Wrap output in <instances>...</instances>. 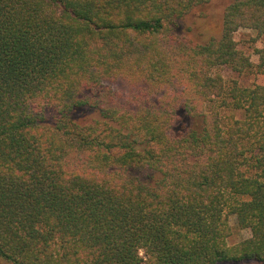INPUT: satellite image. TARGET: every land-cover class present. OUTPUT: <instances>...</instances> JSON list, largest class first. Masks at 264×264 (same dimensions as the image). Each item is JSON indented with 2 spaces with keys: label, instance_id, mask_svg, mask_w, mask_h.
Masks as SVG:
<instances>
[{
  "label": "trees",
  "instance_id": "trees-1",
  "mask_svg": "<svg viewBox=\"0 0 264 264\" xmlns=\"http://www.w3.org/2000/svg\"><path fill=\"white\" fill-rule=\"evenodd\" d=\"M211 1L0 0L1 264H264V0Z\"/></svg>",
  "mask_w": 264,
  "mask_h": 264
},
{
  "label": "rangeland",
  "instance_id": "rangeland-1",
  "mask_svg": "<svg viewBox=\"0 0 264 264\" xmlns=\"http://www.w3.org/2000/svg\"><path fill=\"white\" fill-rule=\"evenodd\" d=\"M231 0H212L209 4L196 7L187 16H185L178 24L175 34L179 41L190 47L205 44L212 38H219L222 33L223 18L226 8L230 5ZM235 40L238 47L245 52L254 65H258L259 56L256 50L264 48V36L259 37L258 34L249 29H241L235 34ZM227 77L237 79L244 87H250L255 84L263 85L264 77L254 68L252 72L243 75H233L225 73ZM105 85L113 89L117 94L130 93L129 85L123 80L106 82ZM224 114L230 115V110L223 111ZM236 117H241L242 112L234 113ZM85 117V116H81ZM87 119V118H86ZM87 121V120H86ZM159 176L155 177L157 182ZM155 184V181L153 182ZM230 225L234 228V233L229 240L230 244H236L250 236L247 231H239L237 229L236 217H230ZM1 264V263H0Z\"/></svg>",
  "mask_w": 264,
  "mask_h": 264
}]
</instances>
